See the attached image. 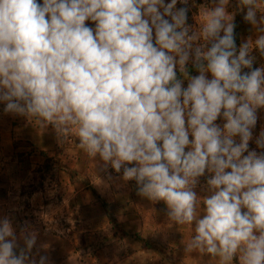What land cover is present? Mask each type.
<instances>
[{"label": "clouds", "instance_id": "1", "mask_svg": "<svg viewBox=\"0 0 264 264\" xmlns=\"http://www.w3.org/2000/svg\"><path fill=\"white\" fill-rule=\"evenodd\" d=\"M179 2L0 0V101L163 201L169 220L193 233L186 252L264 264V151L249 150L264 109V67L251 54L264 56V9L238 0L258 35L237 48L229 0L202 6L196 27L189 0ZM255 143L264 150V131ZM206 172L201 198L194 189ZM22 238L16 255L12 222L0 220V264H37L35 233Z\"/></svg>", "mask_w": 264, "mask_h": 264}, {"label": "rangeland", "instance_id": "2", "mask_svg": "<svg viewBox=\"0 0 264 264\" xmlns=\"http://www.w3.org/2000/svg\"><path fill=\"white\" fill-rule=\"evenodd\" d=\"M182 6L178 0L177 8ZM202 6L214 5L212 0H189V25L197 26ZM259 6L264 9V0ZM226 10L238 24L240 44L254 41L258 33L243 19L247 9L229 0ZM261 16L264 12L258 11L257 19ZM85 23L95 29L93 21ZM251 54L253 67H264V56L255 49ZM186 68L190 76L199 74L191 61ZM177 75L187 87L178 69ZM5 107L0 101V220L12 222L16 255L26 247V230L36 235L29 261L37 264L41 256L47 258L45 264H219L206 253L186 252L191 229L171 222L163 201L138 195L136 182L123 180V170L115 172L99 156L88 158L75 137L62 141L53 126L41 129ZM257 116L249 150L260 152L264 150L257 148L255 138L264 131V109ZM216 123L225 121L221 117ZM208 178L207 172L199 178L194 189L198 197L209 195ZM232 264H239L238 257Z\"/></svg>", "mask_w": 264, "mask_h": 264}, {"label": "trees", "instance_id": "3", "mask_svg": "<svg viewBox=\"0 0 264 264\" xmlns=\"http://www.w3.org/2000/svg\"><path fill=\"white\" fill-rule=\"evenodd\" d=\"M235 34H236V44H237V48H239L240 46V33H239V28H238V24L237 22H235Z\"/></svg>", "mask_w": 264, "mask_h": 264}]
</instances>
